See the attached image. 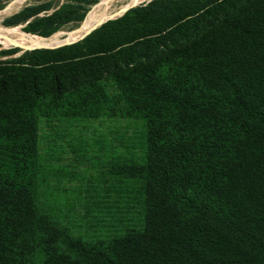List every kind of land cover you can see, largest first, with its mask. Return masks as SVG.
Instances as JSON below:
<instances>
[{
	"label": "trees",
	"instance_id": "trees-1",
	"mask_svg": "<svg viewBox=\"0 0 264 264\" xmlns=\"http://www.w3.org/2000/svg\"><path fill=\"white\" fill-rule=\"evenodd\" d=\"M53 3L6 24L87 14ZM0 264H264V0H151L0 59Z\"/></svg>",
	"mask_w": 264,
	"mask_h": 264
},
{
	"label": "bare ground",
	"instance_id": "bare-ground-1",
	"mask_svg": "<svg viewBox=\"0 0 264 264\" xmlns=\"http://www.w3.org/2000/svg\"><path fill=\"white\" fill-rule=\"evenodd\" d=\"M26 1L27 0H14L8 7L0 12L8 13ZM111 1L112 0H102L99 3L95 4L88 12L86 18L82 21L81 26L75 30L66 31L64 33L60 32L55 34L54 36L51 34L52 37L44 38L27 33H22L19 31H11L8 28L2 26L0 27V35L5 41L14 45H21L23 47L55 46L64 41H74L82 37L86 32L91 30L94 26H96L99 22L103 21L108 16H113V14L121 12L123 9L132 4H139L146 0H122L123 3L121 4V6L119 5L120 7L115 10V12L109 11V3Z\"/></svg>",
	"mask_w": 264,
	"mask_h": 264
},
{
	"label": "rangeland",
	"instance_id": "rangeland-1",
	"mask_svg": "<svg viewBox=\"0 0 264 264\" xmlns=\"http://www.w3.org/2000/svg\"><path fill=\"white\" fill-rule=\"evenodd\" d=\"M14 0H0V11H3L6 7H8ZM49 1H53V5L54 6H58L60 4H62L63 2L67 1V0H27L26 2H24L23 4L19 5L17 8H15L14 10L8 12V13H3V12H0V27H5V28H8L9 30L11 31H19V32H22V33H27V34H31V33H28V32H25L23 29H22V24H18V25H7L6 24V20L12 16L13 14L17 13L18 11H20L23 7H25L26 5H30V4H39V3H43V2H49ZM75 2H80L83 6H85V8L87 9V14L86 16L88 15V12L90 11V9H92V7L99 3L100 1L102 0H74ZM151 1V0H150ZM149 0H146V1H143L142 3H139V4H136L135 6H138V5H141V4H146L148 3ZM123 3L122 0H112L110 3H109V11L111 12H115V10H117L121 4ZM120 5V6H119ZM116 7V8H115ZM134 7V6H133ZM130 9V8H129ZM128 10V9H127ZM126 10V11H127ZM125 11V12H126ZM125 12H118L116 14H113V18L112 19H116L118 17H121L125 14ZM115 15V16H114ZM85 16V18H86ZM84 18V19H85ZM83 19V20H84ZM82 20V21H83ZM81 22L79 23H71V24H67L65 26H63L61 29H59L57 32H55L54 34H52L53 36L57 33H64L66 31H70V30H75L77 28H79L81 26ZM103 24V23H102ZM101 24V25H102ZM31 35H34V36H39V35H36V34H31ZM49 36V37H52ZM39 37H42V36H39ZM45 38V37H44ZM47 38V37H46ZM85 38V37H84ZM83 38H81L80 40H82ZM79 41V40H78ZM18 48V52H16L15 54L13 55H0V59H6V58H13V57H17L19 56L20 54H22L26 49L28 50H32L34 48H39V47H43V46H31V47H23L21 45H14V44H11L7 41H5L2 36L0 35V51L1 50H8V49H12V48ZM44 47H49V48H55L54 46H44ZM68 157H71V156H68ZM70 159V158H69ZM69 159H67L68 162ZM78 179L77 178H73V179H70V181L68 179H64L61 183V188H68V189H71V190H76V181ZM72 194H75V193H72ZM78 200H79V197H78ZM79 208V206L77 207V209Z\"/></svg>",
	"mask_w": 264,
	"mask_h": 264
},
{
	"label": "water",
	"instance_id": "water-1",
	"mask_svg": "<svg viewBox=\"0 0 264 264\" xmlns=\"http://www.w3.org/2000/svg\"><path fill=\"white\" fill-rule=\"evenodd\" d=\"M149 1H150V0H149ZM135 5H136V4H132V5L128 6L127 8L123 9L121 12H125L127 9H129V8L135 6ZM112 18H113V16H108V17L105 18L103 21L99 22L96 26H94L91 30H89L88 32H86L82 37H80V38H78V39H76V40H74V41H64V42H62V43H60V44H58V45H55L54 47L62 46V45H65V44H71V43H74V42L80 40L81 38L86 37V36H87L89 33H91L94 29L98 28L102 23H104V22H106L107 20L112 19Z\"/></svg>",
	"mask_w": 264,
	"mask_h": 264
}]
</instances>
